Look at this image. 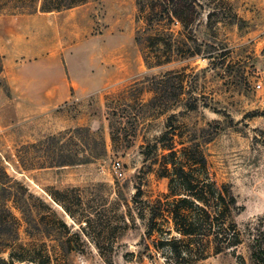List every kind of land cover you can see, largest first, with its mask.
Here are the masks:
<instances>
[{"label":"rangeland","instance_id":"obj_1","mask_svg":"<svg viewBox=\"0 0 264 264\" xmlns=\"http://www.w3.org/2000/svg\"><path fill=\"white\" fill-rule=\"evenodd\" d=\"M211 6L190 43L199 54L147 67L143 56L157 47L147 43L136 0L48 13L35 11V0H0V209L17 228L1 236L0 255L10 264H175L167 247H153L158 234H147L149 208L167 191L153 145L168 125L185 143L198 136L214 179L239 208L241 243L219 253L209 246L190 264H258L251 252L264 243V0ZM43 49L52 56L34 67ZM53 56L65 78L54 93L71 97L35 116L34 104L12 96L14 84L26 68L38 69L40 81L56 79Z\"/></svg>","mask_w":264,"mask_h":264},{"label":"trees","instance_id":"obj_2","mask_svg":"<svg viewBox=\"0 0 264 264\" xmlns=\"http://www.w3.org/2000/svg\"><path fill=\"white\" fill-rule=\"evenodd\" d=\"M87 0H35V11L60 12ZM216 0H136L139 19L151 32L147 43L157 47L152 55H144L147 67L170 62L177 56L192 57L200 53L190 43H195L194 28L204 6L212 7ZM207 16H211L208 11ZM180 30H173L172 26ZM2 57L0 55V73ZM163 81H156L153 91L160 94ZM166 129L153 147L162 153L156 158L157 172L167 179V191L149 208L148 236L158 234L153 241L155 249L167 247L175 264H190L207 257L210 246L214 253L241 243L240 232L233 215L238 211L229 186L219 185L214 179L202 151L201 141L194 133L188 143ZM0 254L7 246L1 236L17 235L16 224L9 220L10 211L0 209ZM5 218V219H4ZM68 229L65 224H63ZM168 225L166 228L163 226ZM252 257L264 264V243L256 240ZM0 264H10L0 255Z\"/></svg>","mask_w":264,"mask_h":264},{"label":"crops","instance_id":"obj_3","mask_svg":"<svg viewBox=\"0 0 264 264\" xmlns=\"http://www.w3.org/2000/svg\"><path fill=\"white\" fill-rule=\"evenodd\" d=\"M39 59L37 60V62L35 63L34 67H37V64L39 63V61H41V59H43L45 56H52L47 55V50H42L39 53ZM56 58L60 68H61V72L60 74L57 76L56 79H48V81H40L37 77L35 76V73L38 72V69L35 68V71L33 73H28V69L26 68V70L24 71V73L19 76V80L22 84H14L15 87V93L12 94V96H16V97H21L23 101L28 102V103H32L35 105V116H37L38 114L41 113H47L49 112V110H51L57 103H61L62 101H64L65 99L71 97V95L69 93L67 94H61L62 96H56V94L54 93V89H55V84L59 83L62 87L63 90V86L65 85V78L63 76V70L61 67V63L59 58H57L56 56H53ZM40 79H47L46 77H40ZM44 83V84H43ZM59 99H58V98Z\"/></svg>","mask_w":264,"mask_h":264},{"label":"built area","instance_id":"obj_4","mask_svg":"<svg viewBox=\"0 0 264 264\" xmlns=\"http://www.w3.org/2000/svg\"><path fill=\"white\" fill-rule=\"evenodd\" d=\"M260 86H261L260 83H257V84H256V87H260ZM114 169H115V173H116V175H117L118 177H121V176H122V171H121V169H120V164H119V162H117V163L115 164Z\"/></svg>","mask_w":264,"mask_h":264}]
</instances>
